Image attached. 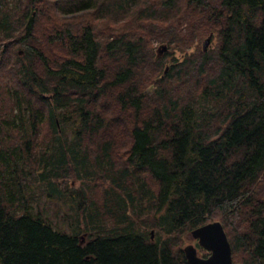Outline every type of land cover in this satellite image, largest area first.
Instances as JSON below:
<instances>
[{
	"label": "trees",
	"instance_id": "1",
	"mask_svg": "<svg viewBox=\"0 0 264 264\" xmlns=\"http://www.w3.org/2000/svg\"><path fill=\"white\" fill-rule=\"evenodd\" d=\"M214 220L264 264V0H0V264H186Z\"/></svg>",
	"mask_w": 264,
	"mask_h": 264
},
{
	"label": "water",
	"instance_id": "2",
	"mask_svg": "<svg viewBox=\"0 0 264 264\" xmlns=\"http://www.w3.org/2000/svg\"><path fill=\"white\" fill-rule=\"evenodd\" d=\"M210 37L211 35H208L204 40L203 50H206V46L210 43ZM165 49L166 46L162 45L158 53H162ZM166 69L167 67L164 71ZM190 236L208 254L200 256L193 243H186L182 248L186 264H233L230 244L220 221L214 220L195 227L190 231Z\"/></svg>",
	"mask_w": 264,
	"mask_h": 264
},
{
	"label": "rangeland",
	"instance_id": "3",
	"mask_svg": "<svg viewBox=\"0 0 264 264\" xmlns=\"http://www.w3.org/2000/svg\"><path fill=\"white\" fill-rule=\"evenodd\" d=\"M211 35V34H210ZM206 39V38H205ZM204 39V40H205ZM204 40L201 42V47H202V45H203V43H204ZM210 44H208L207 46H206V49H207V47L209 46ZM160 48V46H157V55L158 56H160L162 53H158V49ZM167 49V48H166ZM202 50H203V48H202ZM76 184H77V182H76ZM75 184V185H76ZM38 193V192H37ZM36 193V194H37ZM38 197H39V202H40V205H44V206H46L47 207V215L49 216V218L51 219V221L52 222H56L57 224H63L64 225V227L68 230V223L71 221V217L73 216L72 214V211L71 210H69L66 206H61V205H57V204H53V203H51V202H49V201H46L45 200V197L43 196V195H38ZM191 237V236H190ZM186 243H193L195 246H196V248H197V251H198V254L200 255V256H202L201 255V252H200V250L198 249V246H197V243H196V241H194L192 238L190 239V238H188L187 239V241L185 242V244ZM184 244V245H185ZM183 245V246H184Z\"/></svg>",
	"mask_w": 264,
	"mask_h": 264
}]
</instances>
